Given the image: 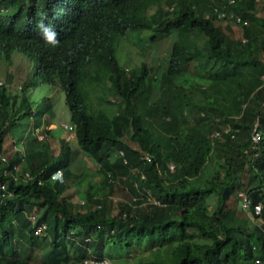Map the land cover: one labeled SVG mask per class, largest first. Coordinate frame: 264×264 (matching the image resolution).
Instances as JSON below:
<instances>
[{
    "label": "trees",
    "instance_id": "obj_1",
    "mask_svg": "<svg viewBox=\"0 0 264 264\" xmlns=\"http://www.w3.org/2000/svg\"><path fill=\"white\" fill-rule=\"evenodd\" d=\"M121 38L152 62L122 66ZM0 60V264H264V0H0ZM38 79L93 167L74 172L54 107L26 95Z\"/></svg>",
    "mask_w": 264,
    "mask_h": 264
},
{
    "label": "rangeland",
    "instance_id": "obj_2",
    "mask_svg": "<svg viewBox=\"0 0 264 264\" xmlns=\"http://www.w3.org/2000/svg\"><path fill=\"white\" fill-rule=\"evenodd\" d=\"M199 1V0H195ZM226 27H231L232 24L225 21L224 22ZM124 40V41H123ZM120 42H123L120 44ZM165 44H160V48L162 49L160 56L163 55L165 49ZM117 49V56L119 58V61L122 66H125L127 64H133V63H141L145 59L152 62V50L148 56L145 55V52L140 51V47L137 43L133 42L130 38H121L118 40V44L116 46ZM164 49V50H163ZM131 60L133 63H131ZM4 62L0 60V81L5 84L7 82L6 80V72L4 68ZM159 62V61H158ZM6 66L10 70H16L14 72L16 77V82L13 84H7L8 92L11 91V93L18 95V100L21 99L23 95V90L17 89V84H20L23 82V79L32 77L33 76V67L34 64L30 60L28 56H25V54H21L19 52H16L13 56V59L9 62H6ZM26 95H28L29 99L32 101V103H35L36 105L39 104L43 98H48V103H50L54 107V112L56 114L55 123H51L48 128L53 129L57 133V137L65 138L69 141V146L72 149V163H73V169L74 172H79L83 167H93L92 161L89 159V157L80 150L78 144L75 140V132L74 128L72 130H66L63 123L70 122V110L68 105L66 104L65 99V92L61 90L60 87H51L49 84L42 82L41 79H38V82L36 86H29L26 92ZM102 99L112 98V95L109 94L108 91L102 92L101 95ZM106 112L110 117H112L115 113V106L107 104L105 107ZM62 124V125H61ZM22 125L20 124L18 127V134L16 138V145L21 146V139L19 137L20 132L22 131ZM59 139V138H58ZM57 143V150L56 154L59 152V141L55 142ZM13 146L12 141L9 142V148L11 149ZM68 153V152H67ZM70 155V154H69ZM57 173V172H56ZM121 174H124L128 177L134 176V171L126 168L120 170ZM86 187L80 188V191H83ZM78 194V193H77ZM77 200L80 201L79 196H76ZM213 208V207H211ZM35 214V215H34ZM32 218L35 220H41L45 221L47 223H50L52 221V216L49 211L41 208H36L34 212L32 213ZM260 219L253 218L250 219L249 225L253 226L256 222H259ZM70 242L73 241V238H69ZM46 259L51 264H70L68 262H64L63 260L57 258L53 252H49L46 254ZM87 264L96 263L95 261H89L86 262ZM105 263H108L107 261Z\"/></svg>",
    "mask_w": 264,
    "mask_h": 264
},
{
    "label": "built area",
    "instance_id": "obj_3",
    "mask_svg": "<svg viewBox=\"0 0 264 264\" xmlns=\"http://www.w3.org/2000/svg\"><path fill=\"white\" fill-rule=\"evenodd\" d=\"M63 125L66 128V130H72V128H74L72 122L64 123ZM257 126L258 125L256 123L254 128H253V133H252V139H253L254 143H258L260 141V139H261V132H260V130L258 129ZM219 133H220L219 131H216L214 133V135L217 136V135H219ZM171 169H174V165L173 164L171 165ZM26 174H28V172ZM1 187L4 188L5 186L2 185ZM244 205H247V201L244 202ZM91 261H94V260H91ZM87 262H89V261H87Z\"/></svg>",
    "mask_w": 264,
    "mask_h": 264
},
{
    "label": "clouds",
    "instance_id": "obj_4",
    "mask_svg": "<svg viewBox=\"0 0 264 264\" xmlns=\"http://www.w3.org/2000/svg\"><path fill=\"white\" fill-rule=\"evenodd\" d=\"M40 27L43 29L45 36L49 41H52L54 39L55 33L51 30L49 27H45L44 25H40ZM71 122V121H70ZM64 124V123H63ZM62 125V124H61Z\"/></svg>",
    "mask_w": 264,
    "mask_h": 264
}]
</instances>
